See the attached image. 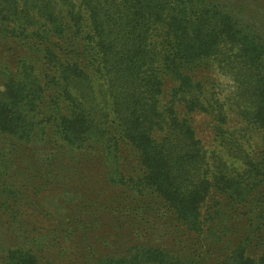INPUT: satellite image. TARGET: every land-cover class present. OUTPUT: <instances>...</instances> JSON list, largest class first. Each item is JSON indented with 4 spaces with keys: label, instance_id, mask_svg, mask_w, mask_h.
<instances>
[{
    "label": "trees",
    "instance_id": "trees-1",
    "mask_svg": "<svg viewBox=\"0 0 264 264\" xmlns=\"http://www.w3.org/2000/svg\"><path fill=\"white\" fill-rule=\"evenodd\" d=\"M249 3L0 0V40L14 41L22 49L13 65L0 55L4 87L0 132L38 144L32 154L52 148L49 154L42 150L48 157L38 164L35 176L44 180L38 188L44 190L48 181H58L68 196L64 180L79 172L76 164L86 163L90 171L88 164L96 161L109 184L130 182L137 193L143 188L158 193L189 231L201 235L214 216L228 217L221 209L214 216L204 213L209 197L219 193L229 208L240 213L243 223L240 241L220 264H264V151L256 157L237 144L239 152L233 156L242 167L235 166L206 148L196 135L193 115L213 116L219 122L214 127L217 135L224 143L229 140L228 128L223 126L227 122L224 104L202 98L200 79L209 60L219 59L229 49V63L235 62L233 69L238 70L234 80L240 93L251 99L241 114L261 130L264 148V21L252 16L255 9ZM83 28H87L84 43L79 38ZM94 75L107 86L101 91L104 100L94 93ZM167 76L176 86L170 101L163 102ZM49 129L55 144L42 147L40 143L51 142ZM124 148L138 153L142 168L136 180L122 168ZM29 181L8 182L6 187L0 182V195L16 202L26 196L28 188L19 191ZM81 199V203L72 199V209L60 222L68 219L83 225L89 213L103 207L92 199L85 201V196ZM9 215L14 224L8 229L17 235L18 243L8 249L3 264H55L38 253H44L52 235L32 234L27 222L31 213L14 210ZM75 227L70 229L72 234L77 232ZM213 227L212 223L210 231ZM53 238L52 242L61 241L59 234ZM77 264L187 263L164 247L136 244L121 257L87 258Z\"/></svg>",
    "mask_w": 264,
    "mask_h": 264
},
{
    "label": "rangeland",
    "instance_id": "rangeland-1",
    "mask_svg": "<svg viewBox=\"0 0 264 264\" xmlns=\"http://www.w3.org/2000/svg\"><path fill=\"white\" fill-rule=\"evenodd\" d=\"M249 4L250 9H255L254 12L251 10L252 16L258 21L259 19L264 21V0H250ZM82 15L85 18L83 25H86L87 14L83 12ZM86 29L83 28V31L81 29L79 33L82 43L86 42L84 33ZM21 50L14 41L0 40V55L5 56L10 65L16 62ZM228 50L226 49L219 59L209 60L208 65L202 69L200 79L204 86L202 98L205 100L212 98L224 104L227 122L223 126L228 128L229 140L224 143L217 135L214 127L219 122L209 114L202 112L193 114L194 127L197 137L202 139L206 148L216 150L222 158L228 159L240 168L241 163L233 156L238 155L237 144L244 145L246 151L256 157H259L264 148L260 142L261 130L241 114V111L251 105V99L248 94L240 93L238 89V81L234 80V74L238 70L235 67L236 70L233 69L235 62L229 63L228 57L231 54ZM2 84L3 81L0 80V97L4 90ZM92 84L96 97L104 100L101 91L106 90L107 86L105 87L103 79L99 75H94ZM175 86L174 79L167 76L163 102L170 101ZM54 137L53 131L49 129L47 140L51 142L40 144L42 147H50L55 144ZM34 147H38V144H28L15 136L0 132V158H6L4 162L0 161L2 187L8 186L6 184L8 182L26 183V180L30 179V185L19 191L28 188L26 196L22 197L19 194L22 198L16 202L10 197H3L4 193L0 195V264H3L8 249L15 248L18 243L17 235L14 237L8 229L14 224L9 215L14 210L32 214L27 222L35 237L45 232L53 237L59 234L61 237L59 243L52 242L54 238L51 236L52 240L44 247V253L40 250L38 252L42 257L52 259L55 264H77L86 261L87 258L121 257L133 250L136 244L164 247L181 255L187 264L188 260L194 264H220L240 241L243 232L240 213L229 208L228 202L221 194L214 193L209 197L203 207L204 213L207 215L211 212L213 215L214 211L221 209L228 213V217L220 220L213 215L215 220L207 221L206 233L201 235L189 231L158 193L144 188L137 193L132 189L130 182L125 186L109 184L104 176L102 177L104 169L101 170L96 161L88 164H91L90 171L86 163L76 164L79 172L74 173L72 178L64 180L63 187L70 191L68 196H65L62 188L58 187L60 184L58 181H48L42 190L38 186L44 180L35 175L40 168L38 164L48 157L42 150L49 154L52 148L39 149L37 153L32 154ZM122 164L125 172L136 180V173L142 168L137 151L124 148ZM84 196L85 201L92 199L103 207L99 208L98 212L89 213L83 225L71 224L68 219L65 223L60 222L72 209L70 203L73 201L81 203ZM7 198L10 199V203L2 205V201ZM70 199L71 201H68ZM84 213H87L86 210ZM212 223L213 232L210 231ZM73 227L77 229L76 234L70 232Z\"/></svg>",
    "mask_w": 264,
    "mask_h": 264
}]
</instances>
